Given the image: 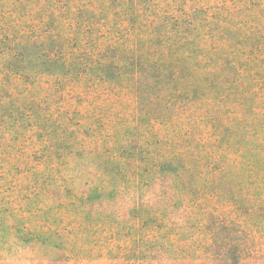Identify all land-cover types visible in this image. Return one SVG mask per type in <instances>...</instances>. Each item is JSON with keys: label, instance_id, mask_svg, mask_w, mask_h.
I'll return each instance as SVG.
<instances>
[{"label": "rangeland", "instance_id": "obj_1", "mask_svg": "<svg viewBox=\"0 0 264 264\" xmlns=\"http://www.w3.org/2000/svg\"><path fill=\"white\" fill-rule=\"evenodd\" d=\"M136 44L189 68L143 103L95 63ZM0 264H264V0H0Z\"/></svg>", "mask_w": 264, "mask_h": 264}, {"label": "trees", "instance_id": "obj_2", "mask_svg": "<svg viewBox=\"0 0 264 264\" xmlns=\"http://www.w3.org/2000/svg\"><path fill=\"white\" fill-rule=\"evenodd\" d=\"M161 36L159 33L157 37L161 38ZM161 44L163 45L162 42ZM167 45L168 48L166 47L165 54L161 55L159 64H153L148 56L149 53L145 52L143 49L144 46L139 44H136V47L133 49H114L111 55L109 54L110 50L102 51L98 54L99 57L95 59V63L99 61L97 68L105 81L118 84L119 82H128L129 85L136 87L137 97L143 103L146 99L145 90L151 88L150 81L152 78L158 86L162 87L161 90L163 91V83L166 81L167 75H169L167 70L171 71L177 77H182L185 75V73L183 75L182 73L189 69L185 63L178 64L177 66L172 64V48L169 47V44ZM175 52L177 53L178 50ZM195 52L197 54V62L193 66V70L191 69L193 73L199 69L205 71L207 67H211L212 65L214 66L213 71L208 73L213 74V76L209 77L211 84L220 82L229 76L230 70L222 68V63H220L223 59L218 58L217 60H213L211 56H207L206 53L200 50H195ZM181 57L179 56V60H182ZM203 60H208V62L203 63ZM201 64L203 66H200ZM172 78L175 79L176 77ZM171 163L172 160H169L167 164L172 165ZM168 170L170 169L168 168ZM209 222L210 224L205 227L204 231L206 235L205 240L201 242V245L195 246V251H200L203 256L209 259H225L234 263L242 260L243 256L250 255L251 252L246 247L248 243L247 237L244 240L243 238L239 239L242 230L239 228L240 226L237 222L229 220L226 216L218 217L213 214ZM217 262L213 261V263Z\"/></svg>", "mask_w": 264, "mask_h": 264}]
</instances>
